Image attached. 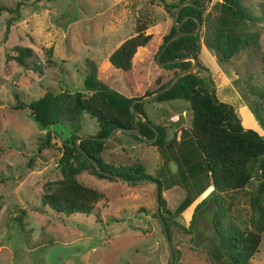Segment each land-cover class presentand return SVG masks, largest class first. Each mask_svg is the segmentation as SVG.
Returning a JSON list of instances; mask_svg holds the SVG:
<instances>
[{
  "label": "rangeland",
  "instance_id": "rangeland-1",
  "mask_svg": "<svg viewBox=\"0 0 264 264\" xmlns=\"http://www.w3.org/2000/svg\"><path fill=\"white\" fill-rule=\"evenodd\" d=\"M217 2L211 0L207 14H217ZM244 2L264 4V0ZM17 4L18 16L6 30V21L13 14L5 8ZM173 22L174 17L160 0H0V264L170 263L151 183L131 185L100 179L75 155L70 166L76 179L103 195L93 211L89 215L57 214L43 207L40 200L64 186L61 158L70 146L66 139L72 132V127H64L72 123L77 137L98 131L96 121L84 111L73 110L71 100L77 92L85 97L92 95L86 87L88 66H93L97 79H110L112 102L143 96L161 73L155 54ZM137 24L147 26L145 32L152 35V40L137 49L130 72H119L108 62V56L135 35ZM256 28L261 32L264 54V22H257ZM14 46L31 50L27 66L6 61ZM252 49L238 53L228 63L215 60L214 65L206 61L204 51L212 53L202 43L200 56L210 69L202 75L213 78L216 97L236 108L245 128L253 123L254 116L248 106V110L240 108L241 93L253 103L257 99L253 89L264 88L261 57ZM15 94L24 104L21 109L15 108ZM60 96L65 97L61 105L69 116L57 128L51 123L57 118L53 109ZM141 109L147 120L166 128L169 139L179 126L190 127L187 101L152 100L142 103ZM172 116H178L181 122L168 123ZM38 120L46 127H41ZM260 133L264 137V127ZM105 144L102 159L106 163H139L146 174L161 183L166 207L173 214L185 197L196 200L184 215L168 216L174 219L169 223L173 251L178 252L174 264H213L210 249L217 242L214 221L250 229V203L256 195L257 180L243 190L214 193L190 223L195 207L210 194L199 197L201 189L211 183L206 174L181 183L177 165L166 153L126 133H117ZM260 201L264 209V196ZM17 217H21L22 228ZM250 264H264L263 241Z\"/></svg>",
  "mask_w": 264,
  "mask_h": 264
},
{
  "label": "trees",
  "instance_id": "trees-1",
  "mask_svg": "<svg viewBox=\"0 0 264 264\" xmlns=\"http://www.w3.org/2000/svg\"><path fill=\"white\" fill-rule=\"evenodd\" d=\"M244 1L218 0L217 14L214 16L207 14L206 9H197L192 6L182 7L177 23L186 16H194L201 22L200 32L195 36L179 37L162 51L167 40L173 35L178 32H192L196 28V22L192 19H186L180 27H175L173 22L167 33L162 36L161 44L155 54L156 63H158L156 56L160 52H162L160 62L186 56L198 59V69L195 73L184 75L171 89L153 100L154 102L177 99L187 101L191 110L190 127L180 129V140L177 141V132H174L173 137L169 139L166 128L153 123L159 135L154 144H149L158 152L166 153L168 158L176 163L181 183L185 184L203 174L210 178L213 190L195 207L190 223L214 193L239 191L245 189L253 179L258 182L256 195L251 198L250 203L252 215L249 230H241L231 223L223 225L219 221L213 222V230L217 237V242L212 244L210 249L213 264H250V260L258 253L259 244L264 242V209L260 206V200L264 196V137L252 129H246L241 123L236 108L218 100L215 95L214 80L210 75H202L203 72L208 73L209 70L199 61L202 43L219 63H228L238 53L253 48L252 51L261 57L264 76V54L261 51L259 39L261 32L256 28L257 22H264V4L259 2L247 4ZM184 2L203 6L206 0H160L165 11L172 17L175 16L178 6ZM19 6L20 4H17L14 8H5L13 14L6 21V30L18 16ZM146 30L145 24H137L135 35L124 40L111 52L108 62L113 68L122 73L132 70V60L137 49L147 46L152 40V35L146 34ZM48 51L51 53L52 49ZM31 56L32 52L29 48L14 46L6 55V61H14L27 66ZM191 64L190 61H186L161 67V73L148 86L143 96L124 98L121 103H114L109 98L110 79H97L93 66L89 65L90 72L87 74L86 87L93 93L89 97L79 92L75 93L71 97L73 110L84 111L96 121L98 131L93 136L99 139L108 136L117 127L136 128L145 137L152 139L155 132L134 117L130 110L131 102L154 94L170 83L179 72L188 69ZM252 93L257 98L255 102H247L241 93L242 100L260 127H264V88L253 89ZM14 98L15 108H23L24 104L18 94H15ZM63 101L65 97L60 96L54 104L53 110L57 118L51 126L57 127L61 122L67 121L69 115L68 110L61 105ZM135 108L143 115L142 103H136ZM38 123L41 124V120H38ZM40 126L46 127L45 124ZM68 126L72 127L70 137L66 139L70 146L61 158L64 186L49 195L42 196L40 202L43 207H48L57 214L89 215L94 209V204L103 195L96 189L84 186L76 179L75 170L70 166V159L75 155L82 158L86 169L88 168L100 179L108 181L119 179L98 173L94 165L77 150L74 141L78 137L74 134V125L68 123L64 128L68 129ZM127 135L136 141L145 143L137 136ZM79 146L93 158L99 169L120 177V181L129 183V180L154 179L145 173L143 166L139 163L118 166L106 163L102 159V153L106 147L105 142L83 140L79 142ZM129 184L135 185L136 183ZM159 187L160 214L170 237L169 223L174 219L168 216L185 212L193 200L185 197L173 214L166 207L160 182ZM15 220L22 228L21 217ZM177 253L174 251L175 259Z\"/></svg>",
  "mask_w": 264,
  "mask_h": 264
},
{
  "label": "water",
  "instance_id": "water-1",
  "mask_svg": "<svg viewBox=\"0 0 264 264\" xmlns=\"http://www.w3.org/2000/svg\"><path fill=\"white\" fill-rule=\"evenodd\" d=\"M210 3H211V0H206V3L203 6L195 5L192 2L181 3L178 6V8L176 9V11H175L174 26L175 27H180L181 24L186 19H192V20H194L196 22V28L192 32H178L175 35H173L171 38H169V40H167V42H166L165 46L163 47L162 51H164L165 48L168 45H170L175 39H177L179 37H183V36H195L201 30V22H200L199 19H197L194 16H186V17L182 18V20L179 23H177L181 8L184 7V6H192V7L197 8V9H206L210 5ZM161 53L162 52L158 53L157 56H156V60L158 61V66H160V67H163V66H166V65H169V64L186 62V61H190L192 64H191V66L188 69H185V70L179 72L170 83H168L163 88L159 89L154 94H152L150 96H147V97H142V98H139V99H135V100H133L131 102L130 110H131L132 114L134 115V117L138 121H140L142 124L147 125L148 127H150L155 132L154 138L149 139V138L145 137L136 128L129 129V128L117 127L108 136L103 137L101 139H99L98 137L93 136V135H83V136L78 137V138L75 139L74 142H75L76 148L79 151V153L82 154L85 158H87L94 165V167L97 169L99 174H102V175H105V176H110V177L113 176L114 178H117V179L120 180V177L115 176V175H111V174L106 173V172H103L101 169H99L98 164L93 160V158L90 157L86 152H84L80 148L79 142L83 141V140H96V141L106 142V141L110 140L111 138H113L117 133L122 132V133H127V134H132L134 136H137L140 140H142V141H144V142H146L148 144H154L157 141V139H158L159 132L156 129V127L153 125L152 122L147 120L139 111L136 110V108H135L136 103H144V102H149V101L154 100L160 94H163L166 91H168L169 89H171L179 81V79L181 77H183L184 75H187V74H193L198 69V59L195 58V57L186 56V57H181V58H177V59H173V60H169V61H165V62H160L159 58H160ZM128 182L129 183H131V182H135V183H151V184L154 185V187H155V195H156V211H155V213H156V216L160 220L161 225L163 227L164 236H165V240H166V245H167V248H168V251H169V255H170V263L169 264H174L173 247H172V244H171V240H170V237H169L168 230H167V228L165 226V223H164V221L162 219V216L160 214V187H159V182L154 180V179L129 180Z\"/></svg>",
  "mask_w": 264,
  "mask_h": 264
},
{
  "label": "crops",
  "instance_id": "crops-1",
  "mask_svg": "<svg viewBox=\"0 0 264 264\" xmlns=\"http://www.w3.org/2000/svg\"><path fill=\"white\" fill-rule=\"evenodd\" d=\"M202 52H203V50H201L200 51V54H199V61H201V59H200V56H201V54H202ZM204 53H205V58H206V61L207 62H212L214 65H217V63H216V61H215V58H213V56H211L207 51H204ZM201 64L203 63L202 61L200 62ZM203 65H205L204 63H203ZM205 67H207L208 69H209V67L208 66H206L205 65ZM210 70V69H209ZM229 86H231V85H229ZM234 87V86H233ZM233 89V88H232ZM234 92L237 94V92L235 91V87H234ZM238 96V95H237ZM239 97V96H238ZM240 100H241V98H240ZM239 106H240V108H245V109H247L248 110V108L246 107V105L242 102V100L240 101V104H239ZM171 116V115H170ZM169 116V117H170ZM169 117H168V123H170V124H179L180 122H181V118H179V121L177 122V123H171L170 121L171 120H169ZM156 125H159V126H162V125H160L159 123H156ZM182 128V126H179V129H176V130H174V132H176V131H178L177 133H180V129ZM246 128H250V129H252V130H254V131H256V132H258L260 135H261V133H260V125L258 124V122L255 120V118H253V123L252 124H250L248 127H246ZM168 135H170L169 133H168ZM167 135V136H168ZM178 135V134H177ZM176 140L177 141H179L180 140V136H176ZM213 190V186L212 185H207L206 187H203L202 189H201V191H200V193H199V197H200V199L201 198H204V197H206L209 193H211V191ZM193 203V204H192ZM190 205L192 206V207H194L195 206V204H196V200H194L193 202H192ZM190 205H189V207H190ZM188 208V207H187ZM193 211V210H192ZM182 214L184 215V211L182 212ZM191 216V215H190Z\"/></svg>",
  "mask_w": 264,
  "mask_h": 264
},
{
  "label": "built area",
  "instance_id": "built-area-1",
  "mask_svg": "<svg viewBox=\"0 0 264 264\" xmlns=\"http://www.w3.org/2000/svg\"><path fill=\"white\" fill-rule=\"evenodd\" d=\"M173 117V118H172ZM171 117V121H173V122H176V121H178V116H172Z\"/></svg>",
  "mask_w": 264,
  "mask_h": 264
}]
</instances>
